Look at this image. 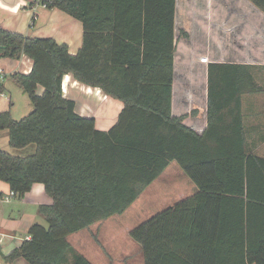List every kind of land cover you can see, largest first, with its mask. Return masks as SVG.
Segmentation results:
<instances>
[{"label":"trees","instance_id":"obj_1","mask_svg":"<svg viewBox=\"0 0 264 264\" xmlns=\"http://www.w3.org/2000/svg\"><path fill=\"white\" fill-rule=\"evenodd\" d=\"M264 13V0H248ZM177 0H44L82 22L75 56L52 38H29L0 25V59L33 60L12 78L34 110L0 113L10 146L0 149V181L19 198L42 184L53 199L46 225L6 261L92 264L68 237L121 216L176 162L199 193L134 228L145 264H264V158L248 150L242 96L262 92L248 66L209 67L208 128L199 135L172 115ZM124 104L108 132L65 98L66 75ZM43 88V94H39ZM5 85L0 80V97ZM262 211V213H260ZM261 219V221H260Z\"/></svg>","mask_w":264,"mask_h":264},{"label":"crops","instance_id":"obj_2","mask_svg":"<svg viewBox=\"0 0 264 264\" xmlns=\"http://www.w3.org/2000/svg\"><path fill=\"white\" fill-rule=\"evenodd\" d=\"M213 1L206 0L197 5V0H177L175 22L177 52L172 115L178 118L185 117L183 124L197 134L203 135L208 128L210 65L248 66L262 92L242 96L246 144L249 151L264 158V13L248 0H237L238 9H241L246 17H241L240 21L234 24L231 15L227 13L228 7L218 0ZM226 13L227 17L223 18ZM0 25L10 32L29 38H52L59 44H66L73 56L84 46L85 32L82 22L60 9L35 7L33 0H0ZM204 57H208V63H201ZM33 66V60L27 56L21 60L0 59V70L4 72V77L15 73L29 75ZM43 92L44 89L39 88L38 93L41 95ZM63 92L65 98L76 102L79 115L95 118L96 128L102 132H108L117 124L124 109L121 101L107 96L100 88L77 81L72 74L65 76ZM1 97L8 103L0 102V113L10 111L8 104L12 99L6 94ZM172 165L174 163H171L161 177L142 194L151 191L154 195L149 197V200L155 197L157 201L169 202L161 205L168 206L163 211L199 193L196 184L189 185V194L185 191L169 192L166 188H155L159 182L164 181ZM173 171L177 175L181 173L183 175L180 168ZM167 177L170 178L171 174ZM11 192L10 186L0 181V238L3 240L0 246V264H29L23 258L14 262L5 259L26 240L31 239L29 230L34 224L46 225L40 208L51 206L54 201L42 184L34 185L31 192L23 198L12 197ZM171 193L174 195H170ZM6 197L8 200H5ZM262 214L264 218V211ZM117 217L119 216L92 226L97 227L93 232L94 236L104 231L105 245L110 242L116 243L123 236L122 226L117 227L120 222ZM114 223L116 226L112 228L111 225ZM131 231L129 230V235ZM107 232L109 234H106ZM86 235L88 239L82 241ZM91 237V234H84L82 231L69 236L68 241L92 264H113L111 259L103 258L99 254L100 250L89 243ZM141 254L143 257L142 251Z\"/></svg>","mask_w":264,"mask_h":264},{"label":"rangeland","instance_id":"obj_3","mask_svg":"<svg viewBox=\"0 0 264 264\" xmlns=\"http://www.w3.org/2000/svg\"><path fill=\"white\" fill-rule=\"evenodd\" d=\"M204 1L206 0H197V5H200ZM218 1L220 3H224L228 7L225 8L228 9L227 13L229 16L231 15V19L234 20V24L239 22L241 17H246L245 15H243L241 9H238L237 0ZM227 13L223 16V18L227 17ZM3 83L5 85V94L12 99V102L8 104L9 109H11L10 111L12 117L16 121H21L22 119L30 115L34 110L30 96L24 92L21 86L12 78V75L8 74L6 77H4ZM0 102H2V104L8 103L3 97L0 98ZM0 149L12 155L26 157L35 153L36 146L31 145L24 149H14L10 146L8 132L1 131ZM173 163L174 165L170 167L169 173L165 176L164 181H161L158 184L156 183L157 185L155 186V188H166V190L169 192L176 190L178 192L185 191L186 194H189V185L195 186V183L184 172L183 175L182 173L180 175H177L173 171V169L179 170L180 166L176 162ZM169 174H171L170 178L167 177ZM153 195L151 194V191H147L138 201L133 204V206L125 214L117 217L119 218L118 221H120L117 227L119 228V226H122L123 236L116 243L110 242L109 244L105 245L106 236L104 234V231H101L98 236H94L93 232L97 230V227H92L91 229H87L86 231L84 230V234L88 233V235H92L89 243L94 246V248L96 247L98 250H100L99 254L102 255L103 258H106L108 260L111 259L113 261V264H144L143 257L140 251L141 246L136 243V241L129 235V230H133L142 223L150 220L152 217L168 207L161 205L169 204V202L157 201L155 197H152V199L149 200V197ZM170 195H174V193H171ZM115 226V223L113 226L111 225L112 228ZM100 230L101 229H99V231ZM106 234H109V232H107ZM87 237L88 236L86 235V237H84L82 241L87 240Z\"/></svg>","mask_w":264,"mask_h":264},{"label":"built area","instance_id":"obj_4","mask_svg":"<svg viewBox=\"0 0 264 264\" xmlns=\"http://www.w3.org/2000/svg\"><path fill=\"white\" fill-rule=\"evenodd\" d=\"M35 7H44L46 8V6L44 5V0H33ZM208 57H204L201 59V63H208ZM4 79V72L2 70H0V80ZM11 196L12 197H16V193L11 192ZM5 200H8V198L6 197ZM3 240L0 238V246L2 245Z\"/></svg>","mask_w":264,"mask_h":264},{"label":"bare ground","instance_id":"obj_5","mask_svg":"<svg viewBox=\"0 0 264 264\" xmlns=\"http://www.w3.org/2000/svg\"><path fill=\"white\" fill-rule=\"evenodd\" d=\"M66 84H68V82H66Z\"/></svg>","mask_w":264,"mask_h":264}]
</instances>
